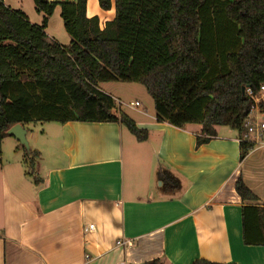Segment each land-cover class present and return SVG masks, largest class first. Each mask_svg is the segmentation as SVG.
<instances>
[{"label":"crops","instance_id":"1","mask_svg":"<svg viewBox=\"0 0 264 264\" xmlns=\"http://www.w3.org/2000/svg\"><path fill=\"white\" fill-rule=\"evenodd\" d=\"M96 7L88 0L86 16H96L102 29L108 21L99 14L107 12ZM129 107L125 115L146 132L145 141L118 122H50L25 154L6 134L0 264H264V246L243 243L241 221L242 207H264V147L240 161L238 134L228 127L196 146L199 126L175 128L157 122L155 110ZM5 138L14 141L8 155ZM29 153L37 154L31 166ZM238 178L257 201H241ZM89 225L94 229L85 232Z\"/></svg>","mask_w":264,"mask_h":264},{"label":"trees","instance_id":"2","mask_svg":"<svg viewBox=\"0 0 264 264\" xmlns=\"http://www.w3.org/2000/svg\"><path fill=\"white\" fill-rule=\"evenodd\" d=\"M87 1L32 0L38 26L0 0V156L6 131L32 123L118 122L145 141L98 89L120 81L144 88L157 122L199 126L196 146L217 127L236 131L243 161L254 147L243 141L252 103L245 90L258 97L264 87V0H96L103 12L114 8L102 29L86 16ZM57 7L68 46L45 34ZM29 154L31 166L37 154ZM234 190L242 202L257 201L241 178ZM241 221L243 243L264 246V207H242Z\"/></svg>","mask_w":264,"mask_h":264},{"label":"rangeland","instance_id":"3","mask_svg":"<svg viewBox=\"0 0 264 264\" xmlns=\"http://www.w3.org/2000/svg\"><path fill=\"white\" fill-rule=\"evenodd\" d=\"M13 1L14 0H12V2L7 0L4 3L6 6L11 7L12 10L20 6L21 12L27 17L28 21L31 24H37V25L42 24V15L37 14L35 12L32 0H15L16 2ZM53 1H57V0H53ZM62 1H68V0H62ZM91 5L92 2H90L89 4L88 15L94 13V11L91 10L90 7ZM14 6L16 7L13 8ZM96 8L99 9L98 7ZM15 10H19V8ZM59 13H60L59 8L58 7L55 8L52 16L48 19L45 33L48 35V37H51L57 43L67 46L69 43V37L67 36V34L63 29L62 20L60 18ZM113 16H114V8H112L110 12H107V14H99V19H101V23L103 24V21L112 20ZM227 33L224 34L223 36L227 37L229 35V32L227 31ZM100 88L101 90L106 91L108 94H111L114 98L119 99L122 102V104L124 103L125 105H127V107L126 106L121 107V112L123 114L126 115L131 114L132 109L129 107L130 103L132 104L138 103L140 105V107L137 108L138 110L145 108L147 109L148 112L151 111L154 112V104L152 99L144 90V88L141 87L140 85L118 81V82L105 83L104 85H100ZM43 128H44V124L41 123L29 124L28 126L29 134L31 133L32 134L31 137L26 139L28 144V149L25 147H21L23 153L26 154L29 148L34 145L33 143L34 139H36L38 142L42 140V138L39 135L41 134ZM35 136H37V138ZM13 144L14 141L12 138H5V140L3 141V145L6 149V155L11 154Z\"/></svg>","mask_w":264,"mask_h":264},{"label":"built area","instance_id":"4","mask_svg":"<svg viewBox=\"0 0 264 264\" xmlns=\"http://www.w3.org/2000/svg\"><path fill=\"white\" fill-rule=\"evenodd\" d=\"M245 93L252 103L243 121L245 131L243 141L251 143L254 147H264V87H260L258 97H255L249 89H246ZM120 105L122 104L117 101L116 106ZM138 105V103H134L135 107ZM93 229V225H89L85 232H90ZM124 245H129V243Z\"/></svg>","mask_w":264,"mask_h":264},{"label":"water","instance_id":"5","mask_svg":"<svg viewBox=\"0 0 264 264\" xmlns=\"http://www.w3.org/2000/svg\"><path fill=\"white\" fill-rule=\"evenodd\" d=\"M6 134L10 137H13L21 146L28 149L26 130L23 129L21 125H14L10 127Z\"/></svg>","mask_w":264,"mask_h":264}]
</instances>
